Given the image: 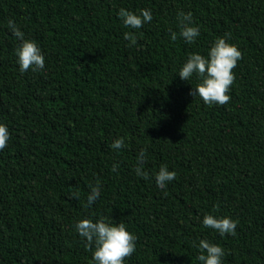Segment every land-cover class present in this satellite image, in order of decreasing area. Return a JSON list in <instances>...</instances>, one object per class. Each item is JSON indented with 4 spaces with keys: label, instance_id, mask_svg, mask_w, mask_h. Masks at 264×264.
<instances>
[{
    "label": "trees",
    "instance_id": "obj_1",
    "mask_svg": "<svg viewBox=\"0 0 264 264\" xmlns=\"http://www.w3.org/2000/svg\"><path fill=\"white\" fill-rule=\"evenodd\" d=\"M121 8L153 19L126 28ZM180 12L195 43L179 36ZM9 20L37 42L43 70L20 72ZM218 38L242 59L230 102L209 106L190 95L199 78L179 72ZM0 124V264H93L75 225L101 218L138 238L124 264H201V239L223 264H264V0H0ZM141 150L148 180L134 171ZM162 165L176 173L164 190ZM206 215L236 221V234L205 228Z\"/></svg>",
    "mask_w": 264,
    "mask_h": 264
},
{
    "label": "clouds",
    "instance_id": "obj_2",
    "mask_svg": "<svg viewBox=\"0 0 264 264\" xmlns=\"http://www.w3.org/2000/svg\"><path fill=\"white\" fill-rule=\"evenodd\" d=\"M119 19L126 28L140 29L145 23L153 19L148 9H141L139 14L121 8L118 12ZM179 36L188 43H195L200 35V30L192 26V13L180 12L177 15ZM8 28L12 34L22 43L16 48L15 55L21 73L28 70L41 71L45 68V57L34 40L24 38V33L16 25L14 20L8 21ZM228 34H226L227 36ZM177 33L172 32L171 39H177ZM124 39L131 41L129 47L137 44L135 35L131 32L124 34ZM242 59V53L237 46L229 44L225 38H218L208 51L207 56L198 53L191 54L180 69L179 76L182 80L188 81L193 76L199 78L200 82L193 88L190 95L199 96L206 105L224 106L231 100L229 93L230 86L234 83L233 70L237 67L238 61ZM10 139L8 128L0 124V151L4 150ZM125 146L123 138L113 142L111 147L119 150ZM146 162L145 151L141 150L137 157V166L134 171L138 177L148 180L149 173L143 170ZM118 165L112 166L116 172ZM176 179V173L169 171L166 165H162L155 174L157 186L164 190L167 184ZM101 186L99 182L95 186L90 185L88 195V206L95 203L100 197ZM167 193L165 192V195ZM78 193L73 194L77 198ZM203 226L218 232L220 236L235 235L237 222L231 218H216L213 215H206L203 219ZM75 231L85 242L88 250H93V264H124L125 258H130L136 251L137 237L127 230L124 223L110 224L105 218L97 222L90 219H83L75 225ZM193 247H197L193 242ZM198 249L200 254L197 259L201 264H223L225 251L222 247L212 244L206 240L199 241Z\"/></svg>",
    "mask_w": 264,
    "mask_h": 264
}]
</instances>
